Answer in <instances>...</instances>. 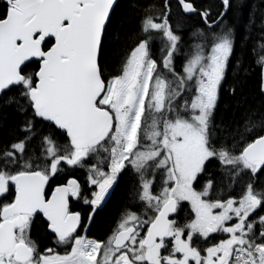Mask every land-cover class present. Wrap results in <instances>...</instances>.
I'll return each instance as SVG.
<instances>
[{"label":"snow or ice","instance_id":"snow-or-ice-1","mask_svg":"<svg viewBox=\"0 0 264 264\" xmlns=\"http://www.w3.org/2000/svg\"><path fill=\"white\" fill-rule=\"evenodd\" d=\"M120 8L0 0V264H264V0H178L175 24L170 0L141 6L113 63ZM124 174L129 206L89 237Z\"/></svg>","mask_w":264,"mask_h":264},{"label":"trees","instance_id":"trees-1","mask_svg":"<svg viewBox=\"0 0 264 264\" xmlns=\"http://www.w3.org/2000/svg\"><path fill=\"white\" fill-rule=\"evenodd\" d=\"M196 2L202 7H207L210 4H217L219 0H196ZM120 3L121 8L118 11L121 16L123 26L121 27L118 33L116 41L111 47L110 56L113 63L123 59L127 47L133 43L136 34L139 32L140 17L135 15V10L140 8L141 6L150 3L159 6L162 3V0H120ZM170 3L172 5L173 10L171 21L173 22V24H175L181 10L178 8V0H170ZM200 22V18L196 15H192L190 19L187 20L184 31L186 48L189 45L194 48L195 43L199 42L198 39L195 38V36H193L191 39L189 38L188 29L192 26L198 25ZM252 43L253 41L250 40L249 44L251 45ZM159 47V40H154L152 44L153 51L158 53ZM245 59L251 65L252 57L247 54V50L245 53ZM177 68H179V62H177ZM258 82L259 70L255 67H252L248 75V90L250 92V99L256 106H259L261 100V98L256 93ZM6 112V124L11 127L15 125L18 117L15 113L12 112L11 109L6 110ZM220 115H223L225 118H227L230 115V112H226L222 109ZM3 137L4 130L0 129V139H3ZM70 175L77 178L82 184L84 183L86 175L84 169H73L69 167L64 173L60 174L59 179L63 180ZM130 187L131 177L127 174H124L118 184L115 186L114 190L112 191L110 198L103 206V209L99 212L97 216L94 217L93 221L91 222L87 231V235L89 237L104 239L108 234H110V230L116 225L120 215L130 204L128 197ZM74 206L77 210H80L82 212L87 211V206L84 205L82 201H76ZM256 212L264 214V209L258 208ZM181 215H183V213H181ZM32 234L34 238H39L42 244L46 246H51V240L45 235L44 226L39 220L34 225Z\"/></svg>","mask_w":264,"mask_h":264},{"label":"flooded vegetation","instance_id":"flooded-vegetation-1","mask_svg":"<svg viewBox=\"0 0 264 264\" xmlns=\"http://www.w3.org/2000/svg\"><path fill=\"white\" fill-rule=\"evenodd\" d=\"M60 181H63L62 179H59ZM76 203V201L74 200V204ZM51 246H53V244H52V241H51Z\"/></svg>","mask_w":264,"mask_h":264}]
</instances>
